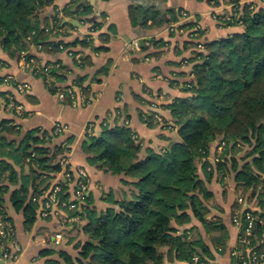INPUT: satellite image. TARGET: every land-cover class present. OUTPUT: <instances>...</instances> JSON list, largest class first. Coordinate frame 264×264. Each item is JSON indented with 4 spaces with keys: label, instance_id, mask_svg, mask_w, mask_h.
I'll use <instances>...</instances> for the list:
<instances>
[{
    "label": "trees",
    "instance_id": "16d2710c",
    "mask_svg": "<svg viewBox=\"0 0 264 264\" xmlns=\"http://www.w3.org/2000/svg\"><path fill=\"white\" fill-rule=\"evenodd\" d=\"M53 4L54 0H0V49L10 58L34 59L29 67L24 68L41 77L49 90L56 93L71 86L67 82L70 70L63 64L59 67L55 65L57 62L43 61L31 46L53 53L72 48L70 51L76 65L84 69L92 64V59L88 53L82 55V49H106L93 45L92 33L97 31L104 42L110 37L101 31L105 23L89 15L93 7L90 2L70 0L64 7V16L56 11L51 17H42L43 10ZM250 6L251 3H247L241 9L240 23H227L241 25L240 31L209 39L205 28L201 27L190 31L191 38L184 42V48L192 51V55L184 57L186 63L199 60L191 67L192 76L183 85V90L190 95L176 97L162 105L170 112L169 119L179 126L178 140L162 135L170 140V144L159 151L148 148L142 156V143L128 124L123 123L112 128L104 127L101 136L85 143V152L90 155L91 163L130 178L124 182L132 184V198H112V205L101 213L91 204L86 211H77L82 220H86L83 231L88 236L76 245L78 256L66 250L45 249L41 256L55 252L60 256V259L48 258L46 264H176L177 261L192 264V257L198 253L214 257L212 246L203 234L189 237L187 231L190 228H183L193 218L201 222L216 249L225 247L229 239L228 227L220 217H207L210 213L207 201L214 198L208 182L215 174L226 181V177L233 173L237 187L244 193L250 188L264 189V2L258 8ZM82 15H89L85 20L92 23L90 33L66 41L62 28H69L70 23L64 18ZM141 15L144 19L139 22ZM129 16L133 24L155 28L177 21L181 13L176 9L131 5ZM197 22L187 21L178 28H193ZM166 42L163 38L153 39L142 46V50L157 49ZM78 53L80 59L75 56ZM148 54L154 55L152 52ZM102 70L108 72L107 67ZM180 74L185 75L186 71ZM86 78V74H78L72 83L87 92L90 86L84 84ZM3 80L4 76L0 75V84ZM10 92L0 90V96L7 101ZM135 97L141 100L138 95ZM151 103L154 101L148 102ZM140 115L150 127L157 125L154 113L141 110ZM165 126L174 127L173 124ZM20 131L21 126L15 120L0 119V134H19ZM72 138L65 132L55 135L53 129L35 128L22 134L20 144L16 146L17 139L2 136L0 204L7 210L4 194L9 187L2 181L3 177L13 184L20 182L11 199L15 208L23 211L27 227L32 226L37 218L39 204L33 201V196L40 195L63 170L59 161L71 148L70 145L64 146L63 142ZM215 140L218 141V152L215 154L217 159L212 162L210 155ZM2 147L8 149L4 152ZM245 147L250 148L238 157ZM9 158L15 164L28 162L30 171L19 177ZM68 188L65 181L64 199L69 198ZM255 189L253 194H256ZM86 197L90 201L89 193ZM259 206L255 213L264 219V192H260ZM240 208V204H236L231 222ZM7 214L14 224L8 211ZM43 219L62 221L59 216L51 215ZM263 228L257 222L256 230ZM15 239L18 241L16 236Z\"/></svg>",
    "mask_w": 264,
    "mask_h": 264
},
{
    "label": "crops",
    "instance_id": "0c3cea01",
    "mask_svg": "<svg viewBox=\"0 0 264 264\" xmlns=\"http://www.w3.org/2000/svg\"><path fill=\"white\" fill-rule=\"evenodd\" d=\"M87 1L93 6L92 14L89 15L96 16L95 19L105 23L101 31L110 37L109 40L104 42L97 31L92 33L93 45L106 47V49L96 50L92 47L82 49V55L85 53L90 54L91 65H87L84 69L78 67L74 58L66 50L53 53L44 50L39 51L34 45L31 46V50L38 54L43 61L57 62L55 65H66L70 70V79L77 77L78 74H86L87 78L84 84H90V89L86 92L85 99L81 100L78 105H72L69 101L59 99L57 94L49 90L41 77L36 76L20 65V57L10 58L0 49V58L4 61L3 63L0 61V75L12 74L20 81L26 80L31 84V89L27 94L14 92L11 88L0 84V90H11L14 92L17 100L23 103L29 113L22 118L15 117L9 108L0 102V119H15L21 126V133L4 132L0 134V140L2 136L10 140L17 139L16 146H18L22 134L30 129L51 130L56 122L67 124L69 126L68 134L73 137L69 144L71 147V164L74 167H85L88 171L90 177L88 193L91 197V206L101 213L112 205V198L116 200L132 198L133 186L124 182L126 179L130 180L129 177L107 171L105 168L100 167L98 163H91L88 159L90 155L85 152V143L87 141L91 143L93 142L92 138L101 136L104 127L112 128L125 122L135 133V137L142 143V156L147 153L148 148H154L159 151L167 144H170V140L162 138V135L178 140L180 137L177 127H150L142 120L140 115L141 110L146 111V108H149L148 102L152 101L156 93L163 96L162 100L165 104L170 103L176 97H183L188 94L182 87L177 86V83H174L175 75L179 71L180 73L186 71L185 65L187 63L181 66L182 64L179 63V60L187 56L186 54L189 51L184 48V42L188 39L186 29L178 28V26L187 21L198 20L205 28L206 36L209 39L226 37L235 31H240L242 27L241 25L225 26L212 17L214 13L221 16L224 13L223 11H231L230 6L226 2L213 6L211 0ZM244 1H252L255 8L263 5V2L259 0ZM69 2L70 0H54L53 5L43 10L42 17H51L56 11H59L61 16L60 13H65L64 7ZM131 5H141L145 8L154 7L161 10L176 9L179 10L181 16L177 21L170 24L155 28H145L139 24H133L131 21L129 16V7ZM89 15L79 17L66 16L64 18L65 21L70 23V27L65 30L64 38L66 41L70 42L79 36L90 33L89 26L91 24L85 20ZM111 26L112 29H110ZM177 29L180 31H177ZM171 32L173 33L171 34ZM142 37L151 38L146 40L144 45H148L153 39L160 38L167 41L169 45H161L157 49L151 47V50L147 51L134 50L131 46L133 39ZM144 45H140L141 49ZM149 52L154 53V55H149ZM104 67L108 68L107 73L103 72L102 69ZM135 95H138L141 100L137 99ZM162 110H164L162 114L170 123V112L167 109ZM89 121L94 123L91 133L86 131ZM216 146L218 147V144H212L210 155V161L212 162L217 159L215 156L218 152ZM249 148L245 147L238 154V157L243 156ZM6 149L8 148L2 147L4 152ZM219 151H221V147H219ZM8 160L11 164L13 163L12 167L17 169L19 177L30 171L28 162L21 165L15 164L10 158ZM10 169L8 168V170ZM2 181L8 184L9 187L4 194V203L14 221L16 237L22 244L24 251L16 262L1 261L0 264H46L45 261L48 258L60 259L57 252L41 256V251L45 249L66 250L73 256H78L79 249L76 245L88 238L83 231V225L86 220L71 225L65 221L57 223L53 220L41 218L37 212L35 223L27 227L23 211L17 210L11 199L13 191L20 187V182L13 184L6 177H3ZM53 182L54 180L51 181L48 187L53 185ZM208 187L214 192V198L209 204L210 213L207 217L210 219L220 217L228 227L229 239L225 247L216 249L201 222L196 218H193L183 228H190V237H196L198 233L203 234L204 239L212 246L211 249L214 253L212 258L215 264H232L230 252L237 245L238 230L231 222V214L237 204L236 194L237 191L240 192V189L237 187L233 173L226 177V181H222L215 174L212 180L208 182ZM73 190L74 183L72 182L67 189L70 198L73 195ZM263 190L259 188L260 192H264ZM256 207L259 209V205H256ZM37 209H39V205ZM61 225L62 227H60ZM192 227L194 229L191 230ZM61 228L64 231L67 229V234L65 231L66 238L61 243L56 244L52 235L54 229ZM179 263L191 264L188 261L176 262V264Z\"/></svg>",
    "mask_w": 264,
    "mask_h": 264
},
{
    "label": "built area",
    "instance_id": "2783aa9c",
    "mask_svg": "<svg viewBox=\"0 0 264 264\" xmlns=\"http://www.w3.org/2000/svg\"><path fill=\"white\" fill-rule=\"evenodd\" d=\"M259 1L264 2V0ZM221 2H226V4L230 6L233 11V13H231L232 16L234 15L233 17H236L247 3H251L250 8H255L252 1L211 0L213 6H217ZM213 15L216 16L217 14L214 13ZM239 15L234 19L229 15L222 17V19L240 23ZM133 43L136 47L139 46V41L133 40ZM199 47H202V45L200 44ZM80 56V53L76 54L77 59H80ZM33 60L34 59L26 61L23 57L20 61V65L29 67L30 62ZM69 82L71 86L65 91L60 92L59 97L61 99L65 98L73 104L78 105L81 100L85 99L86 94L75 83H72L70 80ZM30 85L28 81L24 80L15 82V87L21 93L29 90ZM9 98L19 116H23L27 113L22 102L16 100L13 96H9ZM92 123L93 122H90V127H88L89 132L93 126ZM66 131L67 125L58 122L54 126L53 133L57 135L58 133ZM63 145L66 146L67 144L63 143ZM59 162L63 165V170L53 179V185L45 189L40 195L33 196V201L39 204L38 215L41 218H47L50 215L58 217V215H60L59 217L62 221L70 223L78 221L80 213L78 214L77 211H85L84 209L88 206L86 196L90 189V177L88 171L84 167H74L71 164L70 152H68L65 157L61 158ZM65 181H67L68 184L74 183L73 195L68 199H64L62 194ZM256 210L257 207L246 203L241 206L240 212H236L232 218V223L238 230L237 245L230 252L232 264H264V228L256 230L257 222L264 226V219L255 213ZM71 211L73 212L71 213ZM60 227H62V225ZM15 236L16 230L14 224L9 218L5 207L0 204V262L5 261L12 263L16 262L21 257L24 248L22 244L15 239ZM52 237L54 243L59 244L65 240L66 234L63 228L54 229ZM192 264H215V262L210 257L198 253L192 257Z\"/></svg>",
    "mask_w": 264,
    "mask_h": 264
},
{
    "label": "rangeland",
    "instance_id": "374dc122",
    "mask_svg": "<svg viewBox=\"0 0 264 264\" xmlns=\"http://www.w3.org/2000/svg\"><path fill=\"white\" fill-rule=\"evenodd\" d=\"M229 9V8H228ZM224 13L221 15V16H218V15H216V16H212V17H214L215 19H217V21L220 23V24H223V25H226V26H231V25H227V21L228 20H224V19H222V17H224V16H232V14L231 13H233V11H232V9H231V11L229 10H227L226 12L225 11H223ZM241 13H242V10L241 11H239V13L236 15V17L240 14L241 15ZM61 14V16H64V14H63V12L62 13H60ZM239 15V16H240ZM234 16V15H233ZM232 16V18L234 19V18H236V17H233ZM64 21H65V19H64ZM89 23V22H88ZM239 23V22H238ZM89 24H92V23H89ZM199 25V26H198ZM201 27H203L202 26V24L198 21L197 23H196V25L193 27V28H188V29H186V33L189 35L190 34V31H192V30H195V29H199V28H201ZM62 30L65 32V30H66V28H62ZM169 30H171V29H169ZM177 31H180V30H178L177 29ZM191 38V36L189 35V37H188V39H190ZM139 39L140 38H135V39H133L134 41L135 40H137V41H139ZM132 45V48L134 49V50H141L142 51V49H141V44H140V42H139V46H135L134 45V43H133V41H132V43H131ZM168 44V42H166V45ZM165 45V46H166ZM169 45V44H168ZM167 45V46H168ZM67 52H69L68 54L70 55V56H72L73 57V54H72V51H70V50H73L72 48H67V49H65ZM1 54V53H0ZM79 54V53H78ZM187 56H189V55H192V51H188V53L186 54ZM76 56V55H75ZM23 58H20V60H22ZM0 61L3 63V61L1 60V58H0ZM195 62H199V60L197 59H195V61L194 62H192V64H186V58H181L180 60H179V63H181L182 65L181 66H183L184 64H186L185 66H186V74L185 75H182V74H180V71L178 72V74L177 75H175V77H176V79H174L175 81H174V83H177L176 85L177 86H180V87H182L183 88V85H185V82L189 79V78H191V76H192V74H191V67L193 66V64L195 63ZM19 63H20V61H19ZM62 64H59V67L61 66ZM22 66V65H21ZM58 66V65H57ZM23 68H24V66H22ZM191 74V75H190ZM2 76H4V80H3V83L2 84H4L5 86H7L8 88H11L12 90H14V92H18V93H20V94H27L29 91H30V89H31V85H30V88H29V90H27V91H25V92H23V93H21V92H19L18 91V89L17 88H15V85H13L12 84V82L14 83V82H17V81H20L19 79H17L14 75H12V74H6V75H2ZM181 76V77H180ZM69 80H74V78L73 79H70L69 78ZM22 81V80H21ZM24 81H26V80H24ZM69 82V81H68ZM73 82V81H72ZM89 86H90V84H88ZM66 89H63V90H59V91H57L55 94H57V96H58V98L59 99H61L60 97H59V93L60 92H63V91H65ZM83 90V89H82ZM84 91V90H83ZM14 92H10L9 94H8V96H7V98H8V100L6 101L5 100V98L3 97V96H0V102L3 104V105H5L7 108H9V110L15 115V117H18V118H22V117H25V116H27L29 113L27 112V110L25 109V107H24V109H25V111L27 112L25 115H23V116H19L18 114H17V112L15 111V108H14V106L11 104V102H10V98H9V96H13V97H15V93ZM84 93L86 94V91H84ZM187 93V92H186ZM188 95V94H187ZM190 95V94H189ZM188 95V96H189ZM16 98V97H15ZM163 99V96L161 95V94H159V93H156V94H154V96H153V101H154V103H151V104H149L150 106H149V108H146V111L148 112V113H154V118L157 120V125L156 126H163V128H165L166 126H165V124H173L174 125V127H177V128H179V126L178 125H175V123H173L172 122V120H170V122L171 123H168V121H166L165 122V120H166V118H165V116L162 114V111H164V110H162V109H165V107H163L162 105H164L165 104V102L162 100ZM16 100H17V98H16ZM61 100H65V101H69V100H67V99H61ZM70 102V101H69ZM85 102V101H84ZM72 105H75V104H73L72 102H70ZM145 111V110H144ZM12 120H15V119H12ZM56 123H58V122H56ZM55 123V124H56ZM61 123V122H60ZM126 124H127V122H125ZM146 123V122H145ZM62 124H64V123H62ZM93 124V126H94V123H92ZM147 124V123H146ZM64 125H67V124H64ZM55 126V125H54ZM93 126L91 127V131H92V128H93ZM88 127H90V121H89V123H87V126H86V131L88 132V133H91V131L89 132V129H88ZM53 130H54V127H53ZM68 130H69V126L67 125V131L65 132L66 134H68ZM63 143H66L67 145V147H68V145L71 143V141H68V140H64V142ZM214 144L215 145H217L218 144V141L217 140H215L214 141ZM67 152H70V149H68V151ZM245 154V153H244ZM63 166V165H62ZM64 168V167H63ZM85 168V167H84ZM86 169V168H85ZM62 171V170H61ZM61 171H59L58 173L60 174L61 173ZM122 174V173H121ZM122 175H125V174H122ZM260 186H263V185H260ZM255 188H250V190H247V192H243V190H242V188H241V190H240V192H238L237 191V194H236V202H237V204H240V206H242V205H244V204H248V205H251V206H255L256 207V205H259V202H258V199H259V196H260V192H259V189L257 188V189H255L256 190V194H253V190H254ZM264 191V190H263ZM212 200V199H211ZM211 200H208L207 201V203H208V205L210 204V202H211ZM90 201H88L87 202V204H88V206H87V208H89V204H91V202L89 203ZM87 208L86 209H84L85 211L87 210ZM259 208H260V206H259ZM80 223V222H83V220H82V218H81V216H79V220L78 221H73V222H70V225L71 224H74V223ZM66 231V234H67V229L65 230ZM70 234H71V232H69ZM187 233H188V235H189V237H190V232H189V230L187 231ZM77 234V233H76ZM76 236V235H75ZM75 238V237H74ZM73 238V239H74ZM221 249V248H220ZM208 256V255H207ZM208 257H210V256H208ZM211 259H213L212 257H210Z\"/></svg>",
    "mask_w": 264,
    "mask_h": 264
},
{
    "label": "water",
    "instance_id": "95a60500",
    "mask_svg": "<svg viewBox=\"0 0 264 264\" xmlns=\"http://www.w3.org/2000/svg\"><path fill=\"white\" fill-rule=\"evenodd\" d=\"M84 1H87V0H84ZM139 21L141 22L142 20H143V16H139ZM151 38H149V37H142V38H140L139 39V42H140V44L141 45H144L145 44V42H146V40H150Z\"/></svg>",
    "mask_w": 264,
    "mask_h": 264
}]
</instances>
